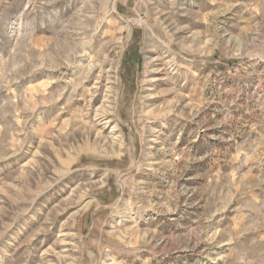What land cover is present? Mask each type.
<instances>
[{
	"label": "rangeland",
	"instance_id": "1",
	"mask_svg": "<svg viewBox=\"0 0 264 264\" xmlns=\"http://www.w3.org/2000/svg\"><path fill=\"white\" fill-rule=\"evenodd\" d=\"M0 264H264V0H0Z\"/></svg>",
	"mask_w": 264,
	"mask_h": 264
}]
</instances>
